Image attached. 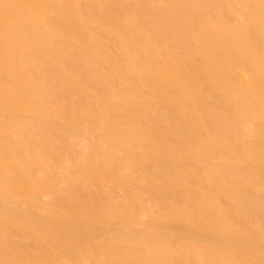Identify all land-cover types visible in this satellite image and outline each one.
<instances>
[{
	"label": "bare ground",
	"instance_id": "1",
	"mask_svg": "<svg viewBox=\"0 0 264 264\" xmlns=\"http://www.w3.org/2000/svg\"><path fill=\"white\" fill-rule=\"evenodd\" d=\"M0 264H264V0H0Z\"/></svg>",
	"mask_w": 264,
	"mask_h": 264
}]
</instances>
